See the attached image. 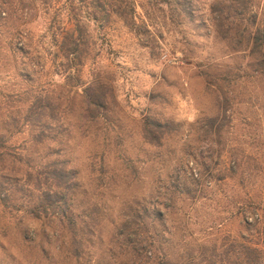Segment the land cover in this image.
<instances>
[{"label": "rangeland", "instance_id": "1", "mask_svg": "<svg viewBox=\"0 0 264 264\" xmlns=\"http://www.w3.org/2000/svg\"><path fill=\"white\" fill-rule=\"evenodd\" d=\"M187 2L192 11L183 14L175 0H135L138 30L115 15L101 27L87 21L85 54L70 71L58 65L47 14L17 23L33 47L8 56L0 87L58 96L64 105L72 99L60 141L30 145L28 153L35 163L57 157L75 173L60 180L66 189L13 183L0 198V229L15 227L30 208H74L78 264H130L118 232L137 220L174 262L199 248L221 254L232 238L260 245V224L251 218L264 208V73L244 44L236 49L214 33L210 0ZM252 4L261 22L264 0ZM86 87L106 92L94 119L85 118ZM146 122L161 125L152 141ZM27 130L9 144L21 143ZM49 225L54 236L68 234L56 221ZM36 226L29 223V235ZM10 238L0 236V264H77L60 255L53 237L42 242L46 255Z\"/></svg>", "mask_w": 264, "mask_h": 264}, {"label": "trees", "instance_id": "2", "mask_svg": "<svg viewBox=\"0 0 264 264\" xmlns=\"http://www.w3.org/2000/svg\"><path fill=\"white\" fill-rule=\"evenodd\" d=\"M58 1L0 0V66L2 68L7 67L8 56L12 59L16 58V52L22 55L33 47L32 42L21 40L22 36L24 37L23 30L19 24L17 26L19 21L24 22L23 20L32 13L42 12L48 15L52 41L57 47L54 55L60 57L58 65L66 71L74 70L75 65L81 63L83 59L86 50L87 21L92 20L101 27L111 15H115L133 30H138L140 27L135 21V0H60L61 2L57 3ZM252 1L210 0L208 15L214 33L222 40L232 43L236 49L244 44L249 54L254 56L256 66L264 73V17L259 22ZM175 2L179 4V11L183 14L191 13L192 10L185 4H188L187 0H175ZM63 13L66 16L65 23L61 21ZM68 73V78H72L73 73ZM84 92L85 118L94 119L105 107L106 92L99 87H86ZM25 93L26 90H9L0 87V198L7 197L11 193L13 183L32 181L34 185H39L44 182L48 190L54 183L66 189V184H61L65 182L60 183V180L64 181V178L75 173L74 170L63 165L64 160L60 161L57 157L48 162L35 163L28 153L30 145H40L46 140L60 141L58 131L65 118L62 114L71 109L72 99H66L67 103L64 105L58 96L52 98L47 94H33L24 97ZM159 126L161 125L156 122L144 124L145 134L150 141L157 137L155 129L160 128ZM25 127H28V137L23 138L18 145H10L9 138L20 134ZM57 193L54 191V194ZM73 211L74 208H30L24 211L25 219L22 220L20 217L15 227L9 230L1 228L0 236L3 238L7 235L11 236L12 243L17 244L21 249L35 244L33 247L39 249L42 255H46L48 251L42 246V242L53 237L58 241L60 255L68 261L74 259L77 263L81 250L80 246L76 245L73 226L75 221L71 218L74 216ZM262 212L264 215V208L261 209V214L257 211L252 212L254 217L251 218L253 225L260 224L255 229V233L259 235L260 245L253 244L244 237L232 238L231 243L221 254L215 252L207 254L199 248L196 254L187 255L174 262L161 251L155 233L150 232L143 221L137 220L138 222L131 225L124 223L122 230H119L118 234L123 235L120 252L125 258L130 259V264H264ZM53 221L61 227H66L68 234L54 236L58 231L57 228H53L49 233L47 226L50 228L49 224ZM30 222L37 226L33 227L29 235ZM64 237L68 240L64 241ZM86 240L89 241V238ZM22 252L23 250L19 253ZM230 255L232 260H229Z\"/></svg>", "mask_w": 264, "mask_h": 264}]
</instances>
